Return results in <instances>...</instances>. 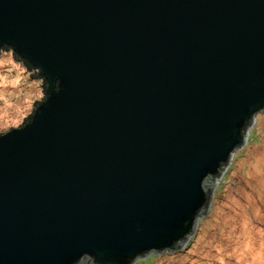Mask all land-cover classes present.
<instances>
[{
    "label": "water",
    "instance_id": "95a60500",
    "mask_svg": "<svg viewBox=\"0 0 264 264\" xmlns=\"http://www.w3.org/2000/svg\"><path fill=\"white\" fill-rule=\"evenodd\" d=\"M43 96L0 130V264L173 251L264 112V0H0Z\"/></svg>",
    "mask_w": 264,
    "mask_h": 264
},
{
    "label": "rangeland",
    "instance_id": "374dc122",
    "mask_svg": "<svg viewBox=\"0 0 264 264\" xmlns=\"http://www.w3.org/2000/svg\"><path fill=\"white\" fill-rule=\"evenodd\" d=\"M33 69L0 50V130L19 125L39 100ZM243 146L213 185L209 209L176 251L137 257L133 264H264V112H257Z\"/></svg>",
    "mask_w": 264,
    "mask_h": 264
},
{
    "label": "trees",
    "instance_id": "16d2710c",
    "mask_svg": "<svg viewBox=\"0 0 264 264\" xmlns=\"http://www.w3.org/2000/svg\"><path fill=\"white\" fill-rule=\"evenodd\" d=\"M2 49H6V48H2ZM177 249L173 250V251H176Z\"/></svg>",
    "mask_w": 264,
    "mask_h": 264
}]
</instances>
